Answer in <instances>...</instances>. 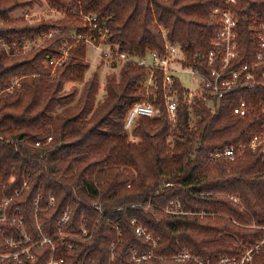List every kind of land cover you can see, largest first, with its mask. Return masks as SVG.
<instances>
[{
  "label": "trees",
  "instance_id": "trees-1",
  "mask_svg": "<svg viewBox=\"0 0 264 264\" xmlns=\"http://www.w3.org/2000/svg\"><path fill=\"white\" fill-rule=\"evenodd\" d=\"M44 3L63 15L34 22L23 14L10 16L17 8ZM216 6H229L238 14L239 50L232 65L254 61L259 43L253 25L264 17V0H0V39L11 46L8 52L0 43V176L11 184L29 176L30 188L19 198L26 224L38 239L37 224L55 239L54 253L63 258L62 264H128L131 249L154 254L132 264H200L195 258L176 259L183 247L203 264H220L224 256L230 258L226 264H264V149L248 147L233 158L209 156L264 130V81L259 75L254 84L215 101L213 109L197 96L188 99L176 78L179 106L173 127L160 90L161 75L157 88L147 90L144 66L124 62L119 80L108 77L98 104V72L81 90L76 85L85 80L90 62L87 41L73 34L87 32L96 41L100 31L106 32V41L133 56L163 51L167 38L181 45L186 64L207 69L220 24L212 16ZM84 14L96 16L91 28ZM52 29L58 32L40 46L14 50V42L21 47L26 39ZM64 38L72 47L52 74L46 60ZM15 78L19 82L8 90ZM146 97L158 112L138 117L127 130L129 107ZM241 99L249 105L246 114L234 112ZM51 192L55 205L36 214L34 199L42 194L45 206ZM172 199L181 202L182 213L165 210ZM67 206L72 213L66 230L78 233L83 223L92 231L86 239L64 236L71 249L56 237ZM139 224L153 239L136 231ZM51 253L52 246L44 243L29 264H47Z\"/></svg>",
  "mask_w": 264,
  "mask_h": 264
},
{
  "label": "built area",
  "instance_id": "built-area-1",
  "mask_svg": "<svg viewBox=\"0 0 264 264\" xmlns=\"http://www.w3.org/2000/svg\"><path fill=\"white\" fill-rule=\"evenodd\" d=\"M226 2L234 4L237 0H226ZM50 11L61 14V12L52 8H50ZM23 15L31 22L42 17L39 16L38 18H35L37 14H32L28 11ZM212 16L219 20L220 24L211 40L212 48L209 50L206 57L207 69L205 70L195 65L186 64L184 62L185 55L182 51L181 45L169 41L167 38L165 40L163 51L149 50L143 56H133L120 51L117 44L106 41V32L103 31H100L98 41H96V38L92 37L89 32L79 36L73 34V38L76 40L79 38H85L88 44H93L101 52V59H103L104 63L112 68L118 65L121 66L126 61H132L135 64L146 67L148 69V74L144 85L147 90L157 88L156 82L159 73L161 75L160 90L162 92L169 120L173 127L177 120V110L179 106V88L176 82L177 77L174 75V71L177 69L189 71L192 74L194 82L198 83L196 89L186 88L185 96L188 99L197 96L212 109L215 106V101L219 100L231 90L241 86L252 85L257 82L255 78L256 75H259L264 81V17L253 25L255 37L259 43V50L256 53L255 60L234 67L232 62L238 56L239 50L238 14L229 6H216L212 11ZM83 17L88 21L91 28L96 16L92 14H84ZM56 32L58 31L52 29L43 34L34 35L33 37L26 39L21 47L18 46L17 42H14V50H19L20 48L22 50H29L34 46H40L46 39L52 37ZM0 43L6 46L8 52H11V46L8 45L6 41L0 39ZM71 47L72 43L70 40L64 38L61 41L59 50L53 55H48L46 63L52 66V74L55 72L56 66L68 58ZM18 82L19 78H15L13 84L7 89L11 90L13 85ZM248 111L249 105L244 99H241L234 107V112L237 114H246ZM156 112H158L157 105L148 97L134 102L125 115V128L131 131L138 117L142 115L153 116ZM51 140L52 136L50 135L47 137V142ZM36 145H41V142L37 141ZM248 147L252 149H264V130L254 134L249 140L232 142L221 148L214 149L209 153V156L211 159H217L220 157L233 158ZM12 168L13 171H15L17 166L13 165ZM11 178L12 181L15 180L14 174L11 175ZM29 188V176L25 174H23L22 183L19 184L7 183L3 181L0 176V264H29L36 260V249L44 243H48L52 246V253L47 264H62L63 258L56 257L54 253L58 245L55 239L44 234L42 226L37 224V229H39L41 236V239H38L36 234L32 232L26 224L24 204L19 201V198L21 197L22 192ZM42 199V194H38L33 201L36 214L39 210L53 207L56 202V196L53 192H51L45 200V206L42 203ZM99 203L100 200L94 202L98 208H100ZM165 210L170 213L183 212L182 204L178 199L170 200L166 205ZM71 213V206H67L63 209L62 215L57 222L56 235V237L61 239L60 243L66 245L69 249H71L73 245L67 244L63 239L64 236L72 235L86 239L92 234V231L89 233V229L83 223L79 226L78 233H75L72 230H66V224L69 221ZM132 222L136 223L137 219L133 218ZM115 227L118 228L117 226ZM136 231L139 234H145L147 239H153L150 234H146V231L141 224L137 226ZM262 243H264V238ZM153 245H156L155 240ZM115 247L116 242L114 241L111 249L114 250ZM258 247L259 246L257 245L256 249ZM249 253L250 251L248 252V255ZM153 255L152 251L140 254L136 249H131V261L128 264H132V262H142ZM174 257L176 259L184 260L195 258L196 261L203 264V261L200 260L198 256H193L184 247L183 250L174 255ZM249 258H251V256H249ZM229 260L230 258L224 256L221 258L220 263L226 264ZM90 262L91 261H86L82 264H90Z\"/></svg>",
  "mask_w": 264,
  "mask_h": 264
},
{
  "label": "rangeland",
  "instance_id": "rangeland-1",
  "mask_svg": "<svg viewBox=\"0 0 264 264\" xmlns=\"http://www.w3.org/2000/svg\"><path fill=\"white\" fill-rule=\"evenodd\" d=\"M26 11L32 14L36 13L37 15L35 18H38L39 16H51L54 18H58L63 15V13L60 14V13L50 11V7L46 3H44L43 5L36 4L33 8H27V7L17 8L10 13V16L12 17L19 16V15L25 14ZM87 57L90 62V66L86 72L85 80L83 82L76 83V85L78 86L79 90H81L84 82L92 76L93 72L95 71L98 72L100 76V88H99V91L96 97V104H98L105 96V93H106L105 84L107 82L108 77L114 75L116 76V79L119 80L120 70H121L122 65L121 66L118 65L114 68L110 67L109 65H106L103 59H101V52L91 43L87 45ZM174 75L177 77V79L179 80V82L181 83L183 87L187 89L188 88L196 89L198 87V83L194 82L192 78V74L189 71H183L181 69H177L176 71H174ZM71 85L72 83H69L66 86L67 88H70ZM129 134L132 140L137 139L135 136L131 134V132H129ZM249 251L250 249L246 252V255L248 254ZM241 261L242 262L244 261V257L242 258Z\"/></svg>",
  "mask_w": 264,
  "mask_h": 264
}]
</instances>
